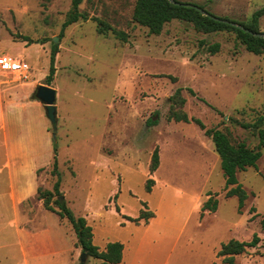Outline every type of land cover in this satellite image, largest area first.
<instances>
[{"label": "rangeland", "instance_id": "1", "mask_svg": "<svg viewBox=\"0 0 264 264\" xmlns=\"http://www.w3.org/2000/svg\"><path fill=\"white\" fill-rule=\"evenodd\" d=\"M136 1L83 0L86 18L63 30L72 0H0V58L21 60L29 69L25 80L0 67V83L30 81L58 91L57 137L42 151L46 167L38 187L54 190L56 145L63 200L86 217L101 249L110 241L126 243V264H226L218 256L222 244L251 240L255 233L260 242L236 255L237 264H264V148L257 167L238 172L248 192L239 210V197L227 196L232 185L226 186L213 139L193 120L257 147L258 130L242 123L264 115V53L248 51L234 30L205 32L187 20L174 19L160 34L151 33L133 18ZM180 1L244 22L264 6V0ZM99 21L111 27L106 34L98 31ZM259 27L264 32V15ZM113 29L125 31L128 40ZM215 43L220 47L214 53ZM55 45L56 70L48 82ZM178 88L184 104L175 96ZM176 111L191 120H175ZM45 120L52 134L47 115ZM2 137L0 130V168ZM156 148L160 164L152 172ZM9 194L8 184H0V264L100 262L89 255L82 261L71 222L58 214L59 194L50 199L52 209L39 193L14 206ZM210 196L218 209L203 211ZM142 209L154 213L148 223L123 217H138ZM47 234L57 252L40 242Z\"/></svg>", "mask_w": 264, "mask_h": 264}, {"label": "trees", "instance_id": "2", "mask_svg": "<svg viewBox=\"0 0 264 264\" xmlns=\"http://www.w3.org/2000/svg\"><path fill=\"white\" fill-rule=\"evenodd\" d=\"M180 1V0H179ZM83 0H72V8L68 14L67 20L63 24V30L71 23H74L81 18H86L80 11V5ZM193 3V2H192ZM196 4V3H194ZM199 5V4H198ZM205 9L203 5H199ZM211 13V12H210ZM213 14V13H212ZM215 15V14H213ZM264 15V6L256 10L249 22L236 21L228 17H220L215 19L210 16L202 14L198 9L194 7L176 5L170 0H137L133 18L136 22L147 26L149 31L154 34H160L164 28V25L174 19H181L193 22L195 26L205 32H213L220 30H234L237 33V37L245 44L248 51L255 54L264 53V37L255 36L253 33L234 26L222 19L233 20L245 28L254 31L261 32L259 27L260 18ZM217 16V15H216ZM111 27L107 26L103 21H99L98 31L106 34ZM62 30V31H63ZM115 36L123 41L128 40V34L122 30L113 29ZM220 44L215 43L210 46V50L214 53L219 50ZM59 51L58 46H54L51 55V68L50 74L47 76L48 82H51L55 73V61L56 55ZM175 96L180 104L185 103V98L181 96V88H178ZM172 118L177 121H190L188 114L184 111H176L172 113ZM202 129L205 130L206 135L210 136L215 144V149L221 157L222 168L226 176V186L232 185L228 190L227 196L237 195L239 197V210H241L245 201L248 198V192L244 189L238 179V172L246 170L248 167H257L258 161L263 155L264 148V115L260 116L255 122H244L242 126L245 128L257 129L260 137V142L257 147H251L246 142L235 143L230 135L218 128H207L204 122L200 119L193 118ZM150 125L156 123V120L150 119ZM160 164L159 149L156 148L152 154V161L150 165V171H155ZM54 175L58 178L54 184V190H41L38 187L39 197L45 200V206L50 208V199L54 195V192L60 196L61 186V173L59 171L58 162V149L54 145V161L53 170ZM154 180L150 178L147 182V189L151 191L152 183ZM59 196V197H60ZM56 199L58 206V214L61 218H68L71 222L77 237L78 245L81 247L82 252L87 253L89 256H93L101 260L98 264H119L123 260L124 243L121 241H110L107 243L105 249H101L93 241L94 231L92 225L88 223V220L84 216L76 215L72 209L68 206L65 200ZM219 201L217 198L210 196L204 203L202 210L216 211L218 209ZM154 216V213L149 210H141L140 216L132 217L123 215L130 221L139 223L142 219L146 223ZM262 226L264 227V218L262 219ZM260 242V237L257 233L253 235L251 240H238L230 239L228 242L222 244V247L218 251V256L223 257V261L226 264H237L236 255L244 253L247 248L255 247ZM83 264V263H81ZM219 264V263H214Z\"/></svg>", "mask_w": 264, "mask_h": 264}, {"label": "crops", "instance_id": "3", "mask_svg": "<svg viewBox=\"0 0 264 264\" xmlns=\"http://www.w3.org/2000/svg\"><path fill=\"white\" fill-rule=\"evenodd\" d=\"M35 88L36 84L30 81L15 86L0 83V130L3 131L5 147L4 162L0 168V174H5V177L0 184H8L12 206L38 193L39 171L46 167L42 162L45 158L42 151L53 143V134L45 120V108L34 96ZM58 110L57 104V116ZM46 236V240L40 241L42 245L55 248V239L48 234ZM57 250L55 248L54 252ZM127 250L128 246L124 243L123 260L119 264H126Z\"/></svg>", "mask_w": 264, "mask_h": 264}, {"label": "water", "instance_id": "4", "mask_svg": "<svg viewBox=\"0 0 264 264\" xmlns=\"http://www.w3.org/2000/svg\"><path fill=\"white\" fill-rule=\"evenodd\" d=\"M170 1L176 5H184V6L194 7L206 16H210V17H213L215 19H220V17L213 15L209 11H207L204 8H202L201 6H199L198 4H194L192 2H183V1H179V0H170ZM222 20L225 22H228L234 26L240 27L241 29H245L246 31L253 33L255 36L264 37V32L251 31V30L245 28L240 23L233 21V20H228V19H222ZM58 41H59V39L57 38L56 42H58ZM34 96L38 101H40L43 104V106L45 108L46 115L53 125V133L52 134L56 138L57 137V129H58L57 90H56V88H54L50 85H47V84H38L35 88ZM59 199L62 201L64 199V196L61 195L59 197ZM87 257H88V254L83 252L82 261H86Z\"/></svg>", "mask_w": 264, "mask_h": 264}, {"label": "built area", "instance_id": "5", "mask_svg": "<svg viewBox=\"0 0 264 264\" xmlns=\"http://www.w3.org/2000/svg\"><path fill=\"white\" fill-rule=\"evenodd\" d=\"M1 68L16 72L20 79H29V69L21 60L3 57L0 59Z\"/></svg>", "mask_w": 264, "mask_h": 264}]
</instances>
